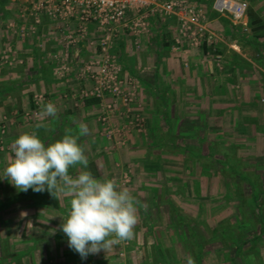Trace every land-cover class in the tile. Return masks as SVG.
<instances>
[{
	"label": "crops",
	"instance_id": "crops-1",
	"mask_svg": "<svg viewBox=\"0 0 264 264\" xmlns=\"http://www.w3.org/2000/svg\"><path fill=\"white\" fill-rule=\"evenodd\" d=\"M242 1L247 5L246 11L242 19L235 22L213 11L212 0H195L213 34L211 43H202L197 47H189L184 39L179 46L174 47L173 38L178 25L175 15H149V30L138 36L139 47L136 49L131 44L132 36L125 33L116 50L122 71L131 73L137 79V99L141 103L140 114L146 132H130L125 142L115 148L99 135L95 100H80L76 97L78 90L87 82L75 77L77 69H53L47 59L46 52L61 49L55 23L40 14L36 35L20 36L17 34L19 26H27L33 20L29 14L20 16L21 5L29 4L30 1L16 4L10 15L4 10L7 7L5 4L0 12V29L4 21V26L8 22L13 27L9 28L10 33L6 35H1L0 31V53L9 45L24 59V63L13 67L0 63V69L22 70L20 75L9 73L8 81H4L8 75L0 74V114L7 112V109H16L14 116L11 115L13 120H10L2 135L8 151H0V171L4 172L13 158L12 144L22 132L36 130L47 144L62 138L67 128L78 130L80 123L89 128V134L78 141L85 149L88 166L84 168L77 165L70 169V174L76 176L79 171H90L98 179L115 176L118 180L121 171L127 170L130 182L126 187L139 201L141 212L145 210L141 204L144 196L141 184L153 186L151 197L148 196V201L152 200V203L160 200V186L168 185L164 181L166 177L168 181L181 180L185 185L196 180L197 185L199 178H204L203 171L208 169L205 164L212 159L209 157L211 153L217 156L218 162L226 154L239 157L247 155L245 159L241 158V162L246 160L245 168L256 169L260 164L258 159L264 163V0ZM68 53L74 61L94 55L90 48L81 44L69 47ZM34 93H41L44 99L38 114L31 116L26 113ZM48 102L56 105V118L42 115V108ZM37 123L46 127L35 129ZM177 165L185 169V175L175 172ZM198 168L202 173L198 177L194 172V177L189 170ZM0 183L4 187L13 185L8 179H2ZM171 183L176 186L175 181ZM14 192L17 193V188ZM46 192L48 198L43 192L32 193L40 203V214L36 215L44 219L62 215L67 218L72 197L62 193L56 197ZM165 200H168L166 195ZM50 235L49 239L44 235L39 236V241L28 248L32 264L39 263L38 259H34L35 250L40 251V264H47V257L55 253L59 257L63 256V259L64 256L74 255L69 260H80L84 264L86 259H81L74 250H67V236L61 225ZM159 245L158 242L155 246L148 245L152 247L150 255L154 254L152 264H161L162 260L169 264H182L176 258L170 260L161 257ZM127 249L122 243L112 246L107 251H111L115 261L101 260L102 264H122L118 260L121 259L119 255L128 253ZM107 256L105 253L103 257L88 255L89 260L94 261L92 264H101L98 258ZM48 261L52 262L51 259ZM147 262L145 260L141 264Z\"/></svg>",
	"mask_w": 264,
	"mask_h": 264
},
{
	"label": "rangeland",
	"instance_id": "rangeland-1",
	"mask_svg": "<svg viewBox=\"0 0 264 264\" xmlns=\"http://www.w3.org/2000/svg\"><path fill=\"white\" fill-rule=\"evenodd\" d=\"M21 1H30L31 3V1L33 0H0V2L2 3L0 4V12L2 11V9H4V5L6 4L7 7H5L4 10L7 11V13L10 15V13H13V9L16 4L18 5ZM192 2L196 7L198 6L195 0H192ZM28 6L29 4L21 5V10L26 8L25 15L29 14ZM8 18L9 17H7V19ZM4 22H1V35L3 33L5 35L7 33H10L9 28L13 27V24L9 26L8 22H6L4 26ZM25 36L27 35H24L23 37ZM30 36L33 37L34 35L31 34ZM15 54L16 55L14 56L13 60L10 61L11 64L4 62L1 59L0 63L5 65L6 67H13L15 64L20 65L24 63V59L19 57L17 52ZM1 55L2 53H0V56ZM21 71L22 70L20 69L18 71L17 69L10 68L0 69V74L2 76H4V74L8 75V78L4 80L8 81L10 76L9 73L12 75H17V73H19L20 75ZM14 81L12 82L15 83L16 81ZM6 111L7 112H2L3 114H0V118H3V121L0 124H4L3 128L0 127V130L2 129L0 131L1 152L8 151L6 145L3 144L2 137L4 136L10 120H13L11 118L12 116H14V113H16V109L11 108L10 111L8 109ZM246 157L247 155H240V158H242V160ZM259 160L260 159L257 160L258 163H260L258 167L251 170H255L256 172H259V174H263L264 167L262 166L264 165V163L259 162ZM204 162H206V158ZM212 165L214 166V168H212L210 164V169L208 168L209 170L207 169V171H205V168H203V173L199 168L198 170H189V172L192 173L193 176L195 174H198L199 177V174H203V180L199 178V183L197 185H195L196 180H193L192 183L188 182L189 184L187 183V185H185L186 183L183 184V181L181 182V180L169 179L168 181V177H166L164 181L168 185H163V187L160 186L161 197L159 196L160 200L155 201V203H152V200L148 201V196L151 197V194L153 192V186L141 184L143 191L142 194L144 195L143 200H141V204L147 208V211L149 210L148 212H150V214L145 210L142 212L140 210L138 211L139 221L134 230V237L133 239L126 241V245L122 244L123 246H127L129 249H127L129 251L128 253L122 252L123 255L122 253L121 255H119L121 259L118 260H120L122 264H141L145 260H148V264H152L151 261H153L154 259V254L151 253L150 255V252H152V247L148 245L151 244L155 246L156 242L160 244V255H162L164 258L170 260H174L176 258L180 261V263L186 264V257L190 255V250L187 247L190 246L189 244H192L191 241L188 242V239H186V236L187 238L190 237L187 227L191 228L196 233H201L208 241L206 247H204L203 249L204 263L230 264L231 261L229 260V257L232 255H230L231 253H228L232 251V247H226V245L222 243V235H220L219 232L214 231L216 224L220 223L221 221H227L229 222V224H235L236 222H240V220H242L244 218V215L246 214L247 216H249L250 220L248 222L246 220L245 225H242L243 221L239 224H235L237 227H234V232L239 233L237 235L240 236L242 234L241 239L243 241H245V239L247 238H253L256 234H258L259 228H256V232L252 228L255 219L253 213L251 214V211L253 212V209L251 210L250 206H248L252 203L250 201L251 198H249L248 188L246 187L245 192H241V195L244 194V198L250 200H247L245 202V205L243 204V207H241V205L239 204L240 199H237L238 193L240 192L236 193L237 191H234L233 193V191H231L233 193L231 194V181L227 177L222 176V174L220 173L221 165L215 162H213ZM165 167L168 168L169 164ZM243 167L245 168L246 164ZM176 169L177 171L175 172L177 174H180L182 176L186 174L184 168L181 169L177 165ZM121 172H123V170ZM206 172L208 174H206ZM3 177L4 172L0 171V181H2V179L3 181H7V178ZM119 177H121V174ZM112 178H115V176H112L111 179ZM118 181L119 179L117 180V182ZM174 181L176 182V186L171 183ZM260 184L261 185L257 186L258 190L262 193L259 198V206L261 215L264 219V181L260 182ZM134 185H136L137 187V184ZM121 186L126 187L127 185L125 184ZM128 187H130V185ZM15 188L16 187L11 184L4 187L2 183H0V203L3 204L0 207V241H3L5 245V249H3L2 247L0 248V258H2L0 264H32L29 256L30 249L28 250V248L30 246H34L35 241H39V236L44 235L47 236V238L48 236H51L50 234L60 227V225L62 224V219H66V217H63L62 215V217L44 219L40 216H37L36 214H40V207L37 204H35L36 206H33L34 203L38 202L37 196L29 191H27L29 193H26L18 189L17 193L15 194ZM12 195L18 196L15 199L12 197V199L10 200V196ZM164 195L167 196L168 200L164 201ZM35 198H37V201H35ZM228 230L231 231L233 230V228L230 229L229 227ZM262 239H264L263 234L259 235L258 241H255L256 243L253 245L251 241L250 243L246 241L241 247L242 253H239V256H236L234 258V262H236V264H264V243L261 242L262 244H260L259 242V240L262 241ZM238 241L240 240H237V242ZM65 244L68 245V238L66 239ZM250 244L252 245V247L250 248V250L246 251V248L250 247ZM67 250L72 249L68 248ZM37 252L36 250L33 251V253H35L34 259H38L39 263L37 262V264H40V251L38 252V254H36ZM110 252L108 253V251L105 252L103 250L100 251L99 254L97 253L92 255H101L103 257V254L105 253V255L108 256L104 257V259L98 258L100 259L99 263L102 264L101 260H105L106 262H114L115 260L112 258V253ZM41 253L43 252L41 251ZM72 253H74V251ZM10 257L12 259H10ZM62 257H59L55 253L54 256L50 254L47 259L44 258L43 260L46 259L47 264H83V262L81 263L80 260H69V258L74 257V255H72V257L64 256L65 259L68 257V261H65V259H63ZM49 259H51L52 262H49ZM84 261V264H92L94 262L92 260H89V257Z\"/></svg>",
	"mask_w": 264,
	"mask_h": 264
},
{
	"label": "built area",
	"instance_id": "built-area-1",
	"mask_svg": "<svg viewBox=\"0 0 264 264\" xmlns=\"http://www.w3.org/2000/svg\"><path fill=\"white\" fill-rule=\"evenodd\" d=\"M28 7L32 23L20 25L17 33L20 36L36 35L40 14L55 23L61 49L46 52L47 59L53 69H77L75 77L87 82L76 97L96 101L99 135L113 148L121 146L132 131L146 132L140 114L141 103L137 99V79L122 71L116 50L125 33L132 36L131 44L136 49L139 47L138 36L149 30V15H175L178 25L173 38L174 47L183 39L189 47L211 43L213 39L204 13L191 0H33ZM246 7L242 0H212L211 3L213 11L235 22L242 19ZM25 10H20L21 17L25 16ZM76 44L90 48L94 55L84 60H71L68 48ZM15 53L12 47L6 46L0 59L11 64ZM43 99L41 93H34L31 96L33 108L26 114L36 116ZM2 121L0 118V123ZM118 182L121 185L129 182L127 171L121 173ZM120 243L126 245L127 242Z\"/></svg>",
	"mask_w": 264,
	"mask_h": 264
},
{
	"label": "clouds",
	"instance_id": "clouds-1",
	"mask_svg": "<svg viewBox=\"0 0 264 264\" xmlns=\"http://www.w3.org/2000/svg\"><path fill=\"white\" fill-rule=\"evenodd\" d=\"M57 114L53 102L42 108L46 117L56 118ZM42 127L46 126L35 125V129ZM88 134V126L80 123L78 130L67 128L62 138L46 144L38 131H24L14 140V156L4 169V178L18 190H47L56 197L58 193L72 197L61 228L69 248L81 259L133 239L139 221V201L115 178L98 179L90 171L70 174V169L77 165L88 166L85 149L78 142ZM186 264H196L195 259L188 255Z\"/></svg>",
	"mask_w": 264,
	"mask_h": 264
},
{
	"label": "trees",
	"instance_id": "trees-1",
	"mask_svg": "<svg viewBox=\"0 0 264 264\" xmlns=\"http://www.w3.org/2000/svg\"><path fill=\"white\" fill-rule=\"evenodd\" d=\"M92 101H94V100H92ZM31 108H33V104H32V101L30 100L29 109H31ZM209 157L212 159L209 161V163L207 165L205 164V166H208V168H209V165L211 164L212 168H214L212 163L218 162V158H216L217 156L214 155L213 153H211L209 155ZM219 162L218 163L221 165V168H220L221 172L220 173L222 174V176L227 177L231 181L230 192L231 191H233V193H234V191H237L236 193L240 192V193H238L237 199H240L239 204L241 205V207H243V204L245 205V202L248 200V199L244 198V196H245L244 194L241 195V192H245V188L246 187L248 188L249 198H251V200L250 199L249 200L252 202L251 205H248V206H250L251 210L253 209V212L251 211V214L253 213L254 219H255V222H253L252 228L254 231H256L257 227L259 228V232H258V234L255 235V237L250 238V239L247 238V239H245V241H243L241 239L242 234L240 233L241 236L237 235L239 233L234 232L235 231L234 227H237L235 224H239L242 221H243L242 225H245L246 220H247V222L250 220L249 216H247L246 214L244 215V218L242 220H240V222H236L235 224L234 223L229 224V222H227V221H221L220 223L216 224L214 231L219 232L220 235H222V238H223V240L221 239L222 243L224 245H226V247L227 246L229 248H230V246L232 247L231 248L232 251H230L228 253V254L231 253L230 255H232L229 257V260L231 261L230 264H236V262H234V258L236 256H239V253H242V251H241L242 245L246 241H248L249 243L251 241V243L253 245L256 243L255 241H258L259 235H262V234L264 235V219L261 215V210H260V206H259V204H260L259 198L262 195V193L257 188L258 185H261L260 182L264 181V173L259 174V172H256L255 170H251L249 168H244L243 162H241V158L239 156H236V155H234V156L233 155L229 156L227 154L222 155V161L220 160ZM224 164H225V166H224ZM28 191L31 193H36L31 189H29ZM29 192H26V193H29ZM43 193H44L43 195L46 198L49 197L48 193L46 191ZM233 193L231 192V194H233ZM17 196L18 195L10 196V200L12 199V197L15 199ZM35 201H37L36 198H35ZM34 204L38 205L40 203L38 201L37 203H34ZM2 205L3 204L0 203V207ZM229 227H230V229L233 228V230H231V231L228 230ZM187 229L189 231L188 234L190 237L187 238V236H186V239H188L187 240L188 242L191 241V243H192V244H189L190 246L187 247L190 250V255L195 259L196 264H206L203 261V254H204L203 249H204V247H206V244L208 242L207 239L201 233H199V232L196 233L194 230H192L189 227H187ZM237 240H240V241L237 242ZM259 242H260V244L264 243V239H262V241L259 240ZM252 245L250 244V247H247L246 251L250 250ZM1 247L3 249H5V245H4L3 241H0V248ZM160 256L163 257L162 255H160ZM0 261H2V258H0ZM160 263L161 264H168L167 262H165L163 260Z\"/></svg>",
	"mask_w": 264,
	"mask_h": 264
}]
</instances>
